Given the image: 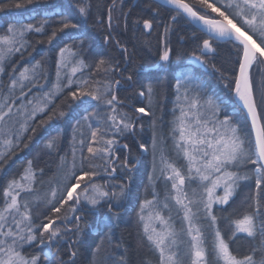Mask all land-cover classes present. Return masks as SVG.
Masks as SVG:
<instances>
[{
	"label": "trees",
	"instance_id": "16d2710c",
	"mask_svg": "<svg viewBox=\"0 0 264 264\" xmlns=\"http://www.w3.org/2000/svg\"><path fill=\"white\" fill-rule=\"evenodd\" d=\"M185 1L207 17L219 11L212 17L229 18L264 49V10L251 1ZM12 26L28 31L23 48L4 63L0 97L25 68L38 85L52 86L66 52L75 68L0 157V212L10 203L9 193L19 195L17 209L34 236L21 253L32 264H195L194 229L203 245L202 264H230L220 253V239L235 260L264 264V170L233 97L241 45L211 39L154 0H0V34ZM209 44L211 53L205 52ZM183 78L218 101L220 116L243 139L227 165L233 191L223 204L208 205L204 181L191 175L178 131L177 83ZM250 80L264 126L259 55ZM178 178L186 181L184 193ZM87 183L110 197L87 206ZM147 216L164 232L171 263L150 234ZM244 220L250 229L239 227Z\"/></svg>",
	"mask_w": 264,
	"mask_h": 264
},
{
	"label": "rangeland",
	"instance_id": "374dc122",
	"mask_svg": "<svg viewBox=\"0 0 264 264\" xmlns=\"http://www.w3.org/2000/svg\"><path fill=\"white\" fill-rule=\"evenodd\" d=\"M247 1H251L257 8L264 10V0ZM212 13L211 16H208L209 18H215L212 16H218L220 12L212 9ZM219 18H223V16L221 15ZM27 31L26 28L12 26L7 34H0V77L3 74L6 60L23 48L24 36ZM257 55L264 59V53L260 52ZM72 58L74 57L70 52H66L60 57L59 69L52 86L49 87L47 83L38 85L37 81L33 80L30 68H25L17 76L11 89L0 97V157L21 135L30 118L46 107L51 97L58 93V88L62 83L70 80L69 77L75 72V68L70 67ZM195 84V81L187 78H183L177 83L180 96L178 99L180 105L178 131L181 139L186 142L191 159L192 177L196 176L205 183L204 198L207 204L212 205L216 202L223 204L229 200L233 191L230 184L231 174L227 165L236 159L243 146V139L231 120L220 116L218 101L210 96H204L201 93V88ZM139 112L144 114L145 109L141 108ZM177 182L184 193L186 181L178 178ZM76 186L78 187V184ZM77 190L76 188L70 191L68 196L72 197ZM9 195L11 197L8 207L0 212V264H32L34 260L21 253L22 245L34 240L31 225L28 217L17 209L19 195H13V193H9ZM109 197L100 186L95 183H87V190L83 198L87 206L94 207ZM181 198L185 203L184 195H181ZM192 203H198L196 197H193ZM152 217H155V214ZM154 222L155 220L153 221L149 216L146 217L148 230L159 245L164 261L171 263L173 255L165 246L164 232L157 230ZM250 226L249 221L244 220L239 227L242 230H248ZM194 231L196 230L191 232V241L193 255L196 257L195 264H202L203 245L198 234ZM219 250L226 262L247 264V262L235 260L222 239L219 240ZM47 252L52 253V250L49 248Z\"/></svg>",
	"mask_w": 264,
	"mask_h": 264
},
{
	"label": "water",
	"instance_id": "95a60500",
	"mask_svg": "<svg viewBox=\"0 0 264 264\" xmlns=\"http://www.w3.org/2000/svg\"><path fill=\"white\" fill-rule=\"evenodd\" d=\"M154 1L180 12L192 25L211 38L217 41H236L242 46L233 97L249 123L257 161L264 169V130L250 82L251 67L258 51L254 39L229 19L204 17L184 0Z\"/></svg>",
	"mask_w": 264,
	"mask_h": 264
},
{
	"label": "bare ground",
	"instance_id": "6f19581e",
	"mask_svg": "<svg viewBox=\"0 0 264 264\" xmlns=\"http://www.w3.org/2000/svg\"><path fill=\"white\" fill-rule=\"evenodd\" d=\"M254 44L257 47L258 51H260L261 53H264V49L262 48V46L255 39H254Z\"/></svg>",
	"mask_w": 264,
	"mask_h": 264
},
{
	"label": "flooded vegetation",
	"instance_id": "af4514ba",
	"mask_svg": "<svg viewBox=\"0 0 264 264\" xmlns=\"http://www.w3.org/2000/svg\"><path fill=\"white\" fill-rule=\"evenodd\" d=\"M192 62V59H189Z\"/></svg>",
	"mask_w": 264,
	"mask_h": 264
}]
</instances>
